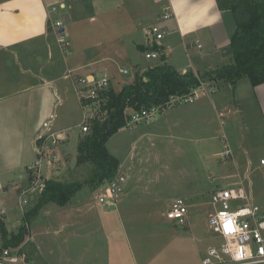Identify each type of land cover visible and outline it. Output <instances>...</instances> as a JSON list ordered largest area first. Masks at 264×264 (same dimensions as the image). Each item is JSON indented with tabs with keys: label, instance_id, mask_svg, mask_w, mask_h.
<instances>
[{
	"label": "crops",
	"instance_id": "crops-1",
	"mask_svg": "<svg viewBox=\"0 0 264 264\" xmlns=\"http://www.w3.org/2000/svg\"><path fill=\"white\" fill-rule=\"evenodd\" d=\"M80 1L83 0H72L71 3L69 0H0V190L7 189L2 180L19 175L23 185L15 187L18 206L22 199V190L26 188L25 184L28 186L30 182V168L38 159V137L62 134L61 141L67 139L62 131H53L57 107L64 103L63 87L60 83L69 77L66 75L62 78L55 69L58 66L59 49H64L57 45L61 44L58 35L63 34L60 33L62 31L65 32L64 23L57 32L55 24L62 20L56 19L55 14L60 11H72L74 5ZM87 1L91 8V21L96 22L97 9L103 5V0ZM152 2V7H145L143 0H140L137 6H141V11H134L136 24L132 32L136 33L139 28L146 36L144 43L134 41V44L137 43L145 49L146 54L155 51L154 46L160 47V51H156L165 57L166 64L181 74L191 71L196 76L219 70L231 63L232 51L229 53V46L236 34V20L233 12L219 9L218 0H169L173 17L170 21L162 23L168 33L159 43L149 40L147 32L150 26L159 22L164 5L156 0ZM63 3L68 6L65 10L52 11L55 6ZM68 20L70 21V17ZM142 22L146 25H142ZM178 51L185 54L186 63H171V56ZM45 53H48V60L43 57ZM90 64L84 66L89 72L83 78L107 77L106 74L97 75ZM150 67L154 66L136 67L135 74L137 71L145 72ZM107 78L116 92L122 90H116L113 80ZM240 82L235 88L228 83L235 91L234 102L241 107L251 102L255 109L261 112L264 120V84L252 87L250 83ZM207 84L208 95L198 101L193 107L195 114L188 118L192 123L201 122L200 126L204 125L205 128L208 127L207 104L219 111L218 104L222 101L220 96L215 101V95L219 91L218 87L215 88L216 83ZM221 108L219 117L223 116L225 111H230L226 106ZM57 155L60 157L58 153ZM262 161L264 160H261V165L264 166ZM251 163L250 160L243 165L237 162L236 166L243 168L245 165L248 174ZM123 175L127 183L129 176ZM241 177V173L231 176L229 185L244 186L249 202L259 207L264 216V205L260 203L261 200L264 201V179L255 184L245 183L246 177L245 180ZM236 178H240V181ZM141 181L138 180L139 183ZM126 183L118 206L113 212L100 204L77 199L76 195L62 210L66 211L64 214L47 216V205L27 223L26 213L35 207L36 200L32 207L14 214L11 227L6 226L7 230L14 234L19 227L26 226L27 237L21 245L33 264H202L208 249L215 246L207 245L215 238L210 236L215 233L208 223L209 217L216 210L212 207V199L209 202H195L196 197H176L172 203L178 198L190 203L187 205L189 215L183 227L185 230L172 234L164 231L155 235L153 216L138 214V209L127 199L132 189ZM104 187L103 185L93 189L101 192ZM214 192L215 189L212 195ZM24 198L27 201V195ZM205 207L208 209L204 210ZM41 214L49 223L37 229L33 220ZM170 221L179 226L175 221L169 220L164 223L168 226L167 231L170 227L173 228V223H168ZM143 223L155 225L148 236L140 232L142 227L138 224ZM126 224L137 225H132L129 230ZM216 237V246H219L222 240L217 235ZM204 243L205 245H202ZM174 245L175 250L172 249ZM167 248L171 250L161 257V253Z\"/></svg>",
	"mask_w": 264,
	"mask_h": 264
},
{
	"label": "rangeland",
	"instance_id": "rangeland-1",
	"mask_svg": "<svg viewBox=\"0 0 264 264\" xmlns=\"http://www.w3.org/2000/svg\"><path fill=\"white\" fill-rule=\"evenodd\" d=\"M71 1L69 0L70 3ZM139 1L103 0V5L98 6L97 9L96 22L91 21V8L87 0L76 3L73 10L69 11L70 13L60 11L57 15L55 14L56 19L62 20V24H65L63 28L65 32L58 33V38L60 41L65 38L70 43V49L69 51L59 49L57 58L58 66L55 69L62 78L66 75L69 77L60 83L63 87L64 103H60L57 107L53 131H62L67 139L63 142L59 141L55 147L60 156L56 158L57 161L52 158L56 155L55 152L45 158L47 152L42 153L37 147L40 156L44 155L41 165V184L47 180L86 183L93 175L92 164L77 166L76 163L78 142L85 134L82 129L84 108L78 94L80 88L78 80L89 72V69L84 66L91 63L90 66L92 65L91 68L97 75L106 74L113 80L115 89L121 90L134 82L136 67L163 64L162 54L158 59H146V51L137 45L146 41L143 30L138 28L136 33L132 32L136 24L134 11L142 9L141 6H137ZM143 4L145 7L153 6L152 0H143ZM141 24L146 25L144 22ZM59 30L60 28L57 32ZM134 41L137 43L134 44ZM57 45L62 47V44ZM43 57L48 60V53L43 54ZM186 61L185 54L180 51L171 56L173 64H184ZM230 62H232V56ZM124 70L128 73L123 74ZM242 81L249 83L247 78ZM215 88L219 90L215 95V101L219 96L222 101L218 102L219 111L207 104L208 127L200 126L199 121L194 123L188 121L191 114H195L193 107L199 103L197 101L194 104L183 105L180 106L181 108L175 107L160 113L152 123L121 129L107 144L110 153L120 164L114 179L117 176H124L123 174L129 176L126 184L132 191L127 199L132 201L139 215L153 216L156 225L153 232L155 235L164 231L172 234L185 230L170 221L168 223H173V228L170 227L167 231L168 226L164 224L169 221L167 212L172 200L176 197H196L195 202L200 200L209 202L214 189L216 191L222 187L237 189L240 187L229 185L230 177L233 175L241 173L242 179L246 177L245 183L258 184L264 179V166L261 165V160H264V120L261 112L255 109L251 102L243 107L234 102L235 91L228 83L219 81ZM225 106L230 111H225L224 115L219 117L221 107ZM204 122L205 120L202 121ZM177 124L178 126H175ZM40 141L41 139L38 138L37 145ZM49 146L48 150H55L51 147V143ZM248 160L252 163L247 174L245 165L243 168H238L236 163L243 165ZM30 174V186L26 183L24 190L30 188L33 185V179L38 176V173L33 171H30ZM139 179L142 180L140 183ZM237 180L240 181V178ZM20 181L19 175L2 180L3 186L7 188L0 190V202L4 204L3 209L6 211V226L11 227V218L14 214L32 207L40 195L39 190L27 193V203L21 209L16 205L18 196L15 189L18 185L19 187L23 185ZM101 192L89 185H84L76 198L86 199L87 202L97 205L100 204L98 197ZM244 203H233L232 206L236 209ZM260 203L264 205L263 200ZM189 204L186 202V205ZM212 207L215 208L213 205ZM63 209L50 203L47 216L64 214L66 211H62ZM206 209L208 207L204 208ZM115 210L116 208H112L111 212ZM48 223L42 214L33 220L37 229ZM132 225L137 224H126L129 230ZM138 225L142 227L140 232L146 236L152 233L151 230L155 227L149 223ZM210 236L215 238L207 245L216 246L218 242L216 235ZM172 249L175 250V245ZM170 250L167 248L161 253V257Z\"/></svg>",
	"mask_w": 264,
	"mask_h": 264
},
{
	"label": "trees",
	"instance_id": "trees-1",
	"mask_svg": "<svg viewBox=\"0 0 264 264\" xmlns=\"http://www.w3.org/2000/svg\"><path fill=\"white\" fill-rule=\"evenodd\" d=\"M222 11L233 12L236 20V34L229 50L232 62L219 70L196 76L189 71L177 72L165 63L148 68L145 72L137 71L131 85L124 86L116 92L113 87L101 93V112L105 120L94 119L89 124V131L79 140L77 146V166L92 164L94 171L89 182L64 183L47 180L35 207L26 213V222L50 203L65 208L71 200L89 185L99 188L114 180L119 169L118 160L110 153L107 144L121 129L126 127L129 111H140L165 104L173 95H183L200 86L198 77L207 83L224 81L235 88L245 78L252 87L264 84V0H218ZM153 49L160 51V47ZM145 50V49H143ZM83 102L82 104H87ZM164 113V111H162ZM27 237L25 225L10 234L5 218L0 217V238L6 247H19Z\"/></svg>",
	"mask_w": 264,
	"mask_h": 264
},
{
	"label": "built area",
	"instance_id": "built-area-1",
	"mask_svg": "<svg viewBox=\"0 0 264 264\" xmlns=\"http://www.w3.org/2000/svg\"><path fill=\"white\" fill-rule=\"evenodd\" d=\"M159 4L164 5L163 13L158 23L150 26L147 34L149 40L159 43L164 40L168 30L162 23L172 19V9L169 0H156ZM66 4H59L53 8V12L65 10ZM55 27L62 28V22L58 21ZM62 47L65 51L69 50L70 43L63 38L61 40ZM160 52L153 51L146 54L149 60L160 58ZM122 73L127 74L124 70ZM200 86L193 89L192 92L183 95H173L169 100L160 106L142 109L140 111H129L126 127H134L143 124H149L156 120L157 115L162 111H167L175 107L194 104L202 98L206 97L209 92V85L200 77H198ZM80 88L78 94L81 103L88 102L83 105L84 123L82 129L84 133L89 131V124L94 119L105 120L106 114L101 111L102 99L101 93L110 88V80L107 77L95 78L85 77L78 80ZM62 134L41 135V139L37 147L42 153H46L45 158L52 153H56V145L61 141ZM52 141V142H51ZM55 150H48L49 144ZM38 152V149H37ZM43 156L38 153V161L30 168L33 173H38L33 179L29 190L22 191V199H20V207L27 203L24 198L27 193L39 190L40 193L45 188V183L41 184V165ZM51 158V157H50ZM54 161L59 158L57 153L52 156ZM50 163V161H49ZM264 163V161H262ZM126 178L117 176L114 180L105 184L98 197V202L106 209L117 208L119 199L124 192ZM245 202L240 207L234 209L233 203ZM212 205L215 212L209 217L208 223L211 230L221 238L222 243L219 246H212L208 249V253L202 264H264V216L261 214L259 207L249 202V197L244 186L238 189L234 187L219 188L212 195ZM24 210V209H23ZM188 206L182 198L176 199L167 212V218L175 221L179 226L184 227L187 223ZM6 211L0 202V217L5 218ZM0 264H33L22 245L16 248L6 247L4 241L0 238Z\"/></svg>",
	"mask_w": 264,
	"mask_h": 264
},
{
	"label": "water",
	"instance_id": "water-1",
	"mask_svg": "<svg viewBox=\"0 0 264 264\" xmlns=\"http://www.w3.org/2000/svg\"><path fill=\"white\" fill-rule=\"evenodd\" d=\"M60 33H64V31L60 32ZM229 53H231V51L229 50Z\"/></svg>",
	"mask_w": 264,
	"mask_h": 264
}]
</instances>
